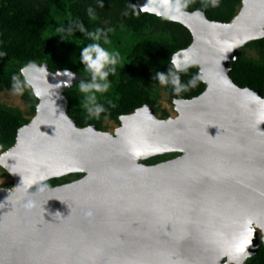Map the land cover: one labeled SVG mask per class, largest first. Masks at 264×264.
Segmentation results:
<instances>
[{"label": "water", "instance_id": "water-1", "mask_svg": "<svg viewBox=\"0 0 264 264\" xmlns=\"http://www.w3.org/2000/svg\"><path fill=\"white\" fill-rule=\"evenodd\" d=\"M139 6L191 31L193 44L181 53L200 67L206 91L177 100L184 119L170 130L141 114L106 138L75 131L68 76L51 82L37 73L40 112L4 162L26 192L84 177L33 194L0 193V264H244L258 252L251 226L264 228V98L230 72L239 49L264 29V0H243L231 24L178 14L168 0ZM166 152L185 155L141 163Z\"/></svg>", "mask_w": 264, "mask_h": 264}, {"label": "trees", "instance_id": "trees-1", "mask_svg": "<svg viewBox=\"0 0 264 264\" xmlns=\"http://www.w3.org/2000/svg\"><path fill=\"white\" fill-rule=\"evenodd\" d=\"M148 0H72L71 21L69 25L83 22L88 32L97 29L130 28L140 33L148 30L152 36H162V40L154 38L140 42L132 50L127 66L116 70L109 80L117 82L120 99L103 107L106 109L99 118L88 117L81 108L80 98L72 92L66 94L68 100V115L78 122L81 128L90 126L102 127V119L114 120L121 123V118L131 115L145 106L157 107V102L150 93L141 86L146 80H155L159 72L168 73L171 67V57L187 50L193 44V35L184 25L166 17L151 13H144L139 3ZM170 1V0H168ZM57 0H0V88L12 91L11 83L14 75H20L21 69L34 62L47 63L52 72L60 69L55 57L58 51L57 39L48 33L49 18L54 11ZM95 9L94 17L88 15V8ZM243 7V0H219L218 7L211 6V0H189L186 12H202L211 22L231 24L239 15ZM76 40L92 43L86 34L75 32L69 36ZM249 46L256 47L264 56V38L254 41ZM232 64L230 77L242 89L258 91L264 98V67L246 64L244 57ZM77 72L84 75L85 80H90L91 74L85 66L80 64ZM198 77L197 85L179 95L173 91V86L168 84V92L172 100H193L201 96L207 89L202 80L199 66L180 73L181 83L187 84L193 77ZM23 79V76H21ZM27 87L24 88V90ZM25 100L31 106V114L36 115L40 100L33 93L27 92ZM167 116V113H165ZM30 120L21 114L8 112L0 108V149L4 151L16 145L19 132ZM158 158L147 160L145 164L154 165ZM83 174L77 175L78 178ZM68 179H52L37 187V190L52 189L68 184ZM249 264H264V245L259 254Z\"/></svg>", "mask_w": 264, "mask_h": 264}, {"label": "rangeland", "instance_id": "rangeland-1", "mask_svg": "<svg viewBox=\"0 0 264 264\" xmlns=\"http://www.w3.org/2000/svg\"><path fill=\"white\" fill-rule=\"evenodd\" d=\"M71 3L72 0H57L54 7V11L49 18L48 33L51 37L57 39L58 51L54 60L56 63H58L60 69H58L56 72H52L50 66L47 63H35V65H37L38 67L36 69L30 70L29 72V78L33 81V86L27 87L25 90H23L22 95H16L13 93V91H9L3 86L0 88V108L8 112L21 114L23 117L30 120L29 125L33 124L34 121H36L40 111L39 108H37L36 115H32L31 106L25 100L24 97L27 92H31L35 96L38 95V89L36 85L37 73L45 74L46 76H48L51 82L58 81L59 77L65 71H70L74 73L76 79H70L71 85L69 89L65 92V97L66 94L69 92H72L74 95L78 96L81 101L82 110L84 111L86 116L90 117L88 113V105L86 104L85 100L86 94L82 93L79 89V84L82 80H85V77L81 73L77 72L78 66L82 64L80 62L82 48L87 46L89 43L71 38L66 34V32H61L58 30L62 27L67 28L70 24ZM237 21L238 20H235L230 29H236ZM151 37L155 40H165V38L162 36H152L148 30L137 33L130 28H119L113 31L110 36H108L110 43L104 44L103 38L101 39L100 43L109 51L120 53L121 59L120 63H118V65L116 66V70L122 71L127 66L128 58L135 46L146 39H150ZM263 37L264 29H262V31L257 34L252 35L250 37L249 43L239 49V53H241V55L243 52H245L246 54L244 57L246 64L254 65L257 67H264V56L256 47L249 46L254 41H257ZM177 56L183 57V53L180 52V54H177ZM1 78L2 76H0V81L2 80ZM141 86L150 93L153 99L156 100V108L145 106L131 115L122 117L120 124L114 120L104 118L102 119L101 128H99V126L97 125L90 126L87 128H81L75 121H73V124L75 125V131L81 135L95 133L100 137L109 138L116 137L117 135H119L121 131L128 126L130 119L134 115L137 116L141 114H149L153 117L154 123L156 125L167 130H170L176 122L184 119V116L181 112L180 102L171 99L170 94L168 92V85L161 86L159 85V81L146 80L141 83ZM95 95L97 97V103L102 106L118 101L120 99V96L118 95L117 82H111V87L107 92L95 93ZM165 113H167V116H165ZM11 152H13L12 148L4 152L2 149H0L1 162H4L1 157H3L5 154L7 156H11L13 154ZM183 155L185 154L182 152H166L165 154L155 158L159 159V162L157 164H160L177 159L179 157H182ZM146 161H143L141 163L146 166L157 165H147L145 164ZM2 165L0 164V190L6 191V193L12 197L22 196L25 194H33L39 191L37 190V188H35L26 192L24 189V182L20 178H17L16 176L10 174L3 167L4 165ZM7 169L12 172L10 168L7 167ZM77 175L80 174H74L71 176L64 177L62 179H68L70 181L69 183H72L84 177L83 176L81 178H78ZM251 231L257 237L259 250L244 264H249L259 254L262 245H264V228L260 224L254 223L251 226ZM224 264H236V262H230L228 261V259H226L224 261Z\"/></svg>", "mask_w": 264, "mask_h": 264}, {"label": "clouds", "instance_id": "clouds-1", "mask_svg": "<svg viewBox=\"0 0 264 264\" xmlns=\"http://www.w3.org/2000/svg\"><path fill=\"white\" fill-rule=\"evenodd\" d=\"M99 6H104L102 0H100ZM170 6L176 13L185 14V10L189 6V0H170ZM211 6L218 7L219 0H211ZM88 15L94 17L95 9L89 7ZM58 30L66 32L68 36L79 31L80 33L86 34L89 40L94 41L82 48L80 62L83 63L86 70L91 74V78L90 80H82L79 84V89L82 93L86 94L85 100L88 105L89 116L99 118L101 113H104L106 109L97 103L95 93H103L109 90L111 87L109 77L115 75L116 66L120 63L121 59L119 52H111L100 43L102 38L104 44L110 43L108 33L111 32L112 29H97L94 32H88L83 22H79L75 25H69L67 28L62 27ZM193 63L194 61L187 55L183 57L173 55L171 57V67L168 73L159 72L155 75L154 79L158 80L161 86L171 84L174 93L179 95L181 92L188 91L190 88L197 85L198 77L194 76L187 84L181 83L180 78V73L187 72L188 69L193 66ZM37 67L38 66L35 65L34 62H29V64L21 69L20 75H14L12 77L11 88L14 94L22 95L25 87L33 86V81L29 78V72ZM62 75H66L72 80L76 79L75 74L70 71H65ZM21 76H23V79H21Z\"/></svg>", "mask_w": 264, "mask_h": 264}, {"label": "bare ground", "instance_id": "bare-ground-1", "mask_svg": "<svg viewBox=\"0 0 264 264\" xmlns=\"http://www.w3.org/2000/svg\"><path fill=\"white\" fill-rule=\"evenodd\" d=\"M209 124H210V122H209ZM22 139H20L19 140V143H18V146L17 147H22L21 148V150L19 151V153L17 154V155H15V156H20V154L24 151V144L22 143V141H21ZM11 153H13V152H11ZM16 157V158H17ZM2 159L5 161L6 159H8V156L5 154L3 157H2ZM2 164L4 165V167L7 169V167L8 168H10L11 170H12V172L11 171H9L8 169V171L12 174V175H14V176H17V171L16 170H14L13 169V167L8 163V162H2ZM3 190H0V193L2 192Z\"/></svg>", "mask_w": 264, "mask_h": 264}, {"label": "snow or ice", "instance_id": "snow-or-ice-1", "mask_svg": "<svg viewBox=\"0 0 264 264\" xmlns=\"http://www.w3.org/2000/svg\"><path fill=\"white\" fill-rule=\"evenodd\" d=\"M238 251L243 252V251H244V248L241 246V247L238 249Z\"/></svg>", "mask_w": 264, "mask_h": 264}]
</instances>
